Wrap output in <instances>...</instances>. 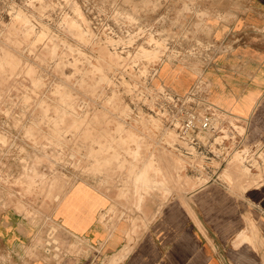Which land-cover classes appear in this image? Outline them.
<instances>
[{
    "label": "rangeland",
    "instance_id": "rangeland-1",
    "mask_svg": "<svg viewBox=\"0 0 264 264\" xmlns=\"http://www.w3.org/2000/svg\"><path fill=\"white\" fill-rule=\"evenodd\" d=\"M227 3L0 0V215L36 226L63 189L90 177L118 194L116 223L147 195L163 202L207 182L206 165L186 166L202 159L182 156L163 103L148 108L162 91L160 63L199 72L191 50L210 42L207 23ZM222 167L218 179L231 187L260 180L238 155ZM51 229L36 231L29 255L59 244Z\"/></svg>",
    "mask_w": 264,
    "mask_h": 264
},
{
    "label": "crops",
    "instance_id": "crops-1",
    "mask_svg": "<svg viewBox=\"0 0 264 264\" xmlns=\"http://www.w3.org/2000/svg\"><path fill=\"white\" fill-rule=\"evenodd\" d=\"M218 15L207 23L210 41L227 50L206 65L197 63L199 72L160 63L155 79L177 94L203 80L208 102L243 120L246 144L262 145L264 154V0H228ZM260 167L251 171L260 180L247 179V186L205 182L158 203L147 195L141 212L134 208L116 223L111 211L118 209V194L102 178L83 177L63 189L36 226L12 211L0 215V264H264ZM52 226L57 251L37 246L29 255L36 231Z\"/></svg>",
    "mask_w": 264,
    "mask_h": 264
},
{
    "label": "built area",
    "instance_id": "built-area-1",
    "mask_svg": "<svg viewBox=\"0 0 264 264\" xmlns=\"http://www.w3.org/2000/svg\"><path fill=\"white\" fill-rule=\"evenodd\" d=\"M200 46L193 48L192 55L197 61L200 59L202 65L211 61L212 56L219 50H227L223 44L208 41H200ZM156 74V72H155ZM154 74V75H155ZM157 103L152 105L153 112L159 101L168 111L169 122L167 129L175 133L176 141L180 144L185 157L191 156L198 150V155L202 159V165H186L189 170L202 173L203 166L206 165V174L211 175L207 182L219 181L223 167L234 155L244 160L248 170L256 169V165L264 166V154L262 145H247V126L241 119L235 118L207 100V85L203 80L198 79L195 85L184 94L174 93L162 87V91L157 94ZM159 111V108L156 109ZM167 121V120H165ZM178 150V149H176ZM206 182V183H207ZM52 229L48 228L50 235ZM57 244L51 242L45 247H52L57 251Z\"/></svg>",
    "mask_w": 264,
    "mask_h": 264
}]
</instances>
